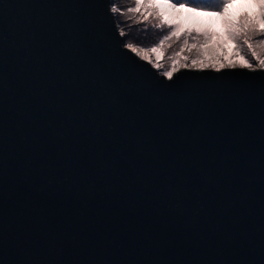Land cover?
<instances>
[{"label":"water","instance_id":"water-1","mask_svg":"<svg viewBox=\"0 0 264 264\" xmlns=\"http://www.w3.org/2000/svg\"><path fill=\"white\" fill-rule=\"evenodd\" d=\"M110 0H0V264H264V71L125 47Z\"/></svg>","mask_w":264,"mask_h":264},{"label":"snow or ice","instance_id":"snow-or-ice-1","mask_svg":"<svg viewBox=\"0 0 264 264\" xmlns=\"http://www.w3.org/2000/svg\"><path fill=\"white\" fill-rule=\"evenodd\" d=\"M195 2V0H191ZM189 0H134V7H128L127 12L136 14L141 13L144 20L155 15L160 26L168 25L172 31L168 35H164L163 39L155 47L143 48L137 47L133 43H127L125 47L130 49L132 53L141 57L144 61L154 63L155 68H161L160 50L165 44L176 38L179 40L182 36L184 49L191 51L197 50L195 58L185 56L183 60L178 59L179 53L172 58L173 63L169 70L163 72V76L169 81L173 80L174 74L179 73L181 69H208L212 68L217 72L222 69H248L253 72L257 70L264 71V38L256 40L255 37H264V0H254L255 7L258 11L244 12L239 18L229 20L226 31L221 34L209 27L191 26L186 27L179 20L178 15L181 9L188 6ZM233 4V0H224V4L219 10L220 15L228 12L229 7ZM194 11H213L210 8H195ZM112 13L121 12V8L115 3L110 6ZM172 18H169V17ZM193 42L189 44L188 37L193 33ZM227 44H235L237 48L246 46L247 52L250 53V58L240 56L239 60L226 59L219 53L223 52ZM209 52H214L213 55H208ZM156 53L155 60L152 59V54ZM190 60V62H189Z\"/></svg>","mask_w":264,"mask_h":264},{"label":"rangeland","instance_id":"rangeland-1","mask_svg":"<svg viewBox=\"0 0 264 264\" xmlns=\"http://www.w3.org/2000/svg\"><path fill=\"white\" fill-rule=\"evenodd\" d=\"M110 1L111 4L115 3L117 7L121 8V12L114 14L121 34L125 37V45L127 43H133L137 47H155L159 41L163 39L164 35L171 33L172 28L168 25L161 27L160 21L155 15L150 16L147 20H144L141 13H128L127 8L134 7V0ZM173 2H175V0H173ZM223 4L224 0H195L194 3L189 0L188 6L180 10L178 18L185 24L186 27H209L214 31L223 34L228 27L227 22L229 20L239 18L244 12L258 11V9L255 7L254 0H233V4L229 7L228 12L224 15H220L219 10ZM195 8H210L213 9V11H194L193 9ZM169 18L172 17L170 16ZM195 35L196 33L194 32L192 36L188 37L189 44L193 42V37ZM262 38L264 37L257 36L254 39L259 40ZM183 39V36L179 40L173 38L165 44L163 49L160 50V63L162 66L161 68L156 69L161 74H163L164 71L170 69L173 63L172 58L178 53L180 54L178 57L180 60H183L185 56L189 57L190 59L196 57V49H192L191 51L184 49L183 53H181ZM213 54L215 53H208L209 56ZM219 54L226 59L237 61L239 60L240 56L250 58V53L247 52L246 46L238 49L235 44H227L223 52ZM156 55V53L152 54L153 60H155ZM151 64L155 67L154 63Z\"/></svg>","mask_w":264,"mask_h":264}]
</instances>
